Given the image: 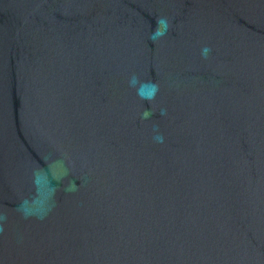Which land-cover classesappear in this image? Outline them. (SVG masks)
I'll use <instances>...</instances> for the list:
<instances>
[{
    "label": "water",
    "instance_id": "obj_1",
    "mask_svg": "<svg viewBox=\"0 0 264 264\" xmlns=\"http://www.w3.org/2000/svg\"><path fill=\"white\" fill-rule=\"evenodd\" d=\"M0 264H264V0H0Z\"/></svg>",
    "mask_w": 264,
    "mask_h": 264
},
{
    "label": "clouds",
    "instance_id": "obj_2",
    "mask_svg": "<svg viewBox=\"0 0 264 264\" xmlns=\"http://www.w3.org/2000/svg\"><path fill=\"white\" fill-rule=\"evenodd\" d=\"M156 34L159 35V34H161V33L157 32ZM208 51H209L208 49H204V53H205V55L207 54Z\"/></svg>",
    "mask_w": 264,
    "mask_h": 264
}]
</instances>
